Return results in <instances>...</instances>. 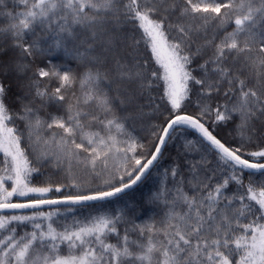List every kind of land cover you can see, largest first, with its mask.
Segmentation results:
<instances>
[{"label": "snow or ice", "instance_id": "snow-or-ice-1", "mask_svg": "<svg viewBox=\"0 0 264 264\" xmlns=\"http://www.w3.org/2000/svg\"><path fill=\"white\" fill-rule=\"evenodd\" d=\"M0 264H264V0H0Z\"/></svg>", "mask_w": 264, "mask_h": 264}, {"label": "trees", "instance_id": "trees-1", "mask_svg": "<svg viewBox=\"0 0 264 264\" xmlns=\"http://www.w3.org/2000/svg\"><path fill=\"white\" fill-rule=\"evenodd\" d=\"M144 55H150V53H144ZM52 63L57 64L58 66H61L62 68L66 70H72V71H79L78 65L68 59L64 56H57L52 58ZM155 67H159L158 65H155ZM163 82L161 81V84ZM154 95H157V93H154ZM146 112H150L151 110L148 108H145ZM189 111H193V109H189ZM165 115H167L165 113ZM164 117L157 115H153L150 117H146L145 121L143 123H137V133L140 137L144 138L148 143L152 142V137L150 135V126L152 124H158L163 121ZM231 126L229 127H218L216 129V133L218 135V138H221L222 140H227L230 143H236L230 135ZM196 135L195 133H178L177 138L174 141H170L167 143L166 147L163 149V155L159 160L158 165L152 169L151 174L148 175L146 180L136 187L133 190L127 191L126 194L123 195V199L120 201V204L122 205L124 201H130L132 203H135L140 207L139 214L146 219L149 216L154 215L153 208L154 205L149 204L148 201V194L150 190L154 189L158 183L159 180V173H162L164 169L168 168L169 166L176 164L183 165V162L185 160V154H184V140L185 137L188 139H191ZM92 188H95V185L92 186ZM89 190V189H84ZM77 189L74 187L66 186L63 188L62 192H51L48 194L49 198L57 199L62 198L63 196L67 195H75L77 194ZM14 200L17 198H13ZM19 199H25V198H19ZM107 203V202H104ZM119 205L117 204H108L109 208H115ZM65 206H60L58 208L63 209ZM45 211L51 210L50 208H45ZM156 211H159L156 209ZM79 215V212L76 213Z\"/></svg>", "mask_w": 264, "mask_h": 264}, {"label": "water", "instance_id": "water-1", "mask_svg": "<svg viewBox=\"0 0 264 264\" xmlns=\"http://www.w3.org/2000/svg\"><path fill=\"white\" fill-rule=\"evenodd\" d=\"M162 151H163V150H162ZM147 177H148V176H147ZM147 177H146V178H147ZM146 178L143 179V181H142L141 183H138V185L134 186L133 189H135L136 187H138L139 185H141V184L146 180ZM133 189H131V190H133ZM128 191H130V190H128ZM60 206H63V205H57V206H52V207H60ZM45 208H49V206H45ZM24 211H26V212H30L31 210H24Z\"/></svg>", "mask_w": 264, "mask_h": 264}]
</instances>
